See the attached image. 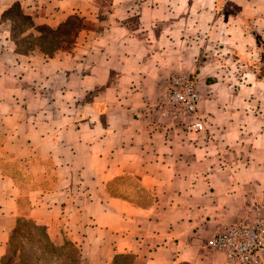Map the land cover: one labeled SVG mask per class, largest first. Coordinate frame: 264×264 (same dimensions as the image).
Segmentation results:
<instances>
[{
    "label": "crops",
    "instance_id": "crops-1",
    "mask_svg": "<svg viewBox=\"0 0 264 264\" xmlns=\"http://www.w3.org/2000/svg\"><path fill=\"white\" fill-rule=\"evenodd\" d=\"M12 2L82 25L40 56L59 64L44 88L0 104V264L21 218L84 264H223L207 240L264 220V0ZM178 71L197 79V134L157 108Z\"/></svg>",
    "mask_w": 264,
    "mask_h": 264
},
{
    "label": "rangeland",
    "instance_id": "rangeland-1",
    "mask_svg": "<svg viewBox=\"0 0 264 264\" xmlns=\"http://www.w3.org/2000/svg\"><path fill=\"white\" fill-rule=\"evenodd\" d=\"M0 8H2L0 13V104H3L2 109L6 111L11 103L18 98L26 101L27 97H34L27 94L28 88H44V77L59 64L45 67L40 56L42 54L53 55L63 43H70L75 29L82 25V20L78 16H70L61 28L51 30L46 25L37 26L35 19L33 20L29 14L24 13L18 2L11 3V0H0ZM29 58L38 61H30ZM180 72L190 76L199 93L195 74L188 71H178L172 74ZM24 89L25 92H23ZM162 89L164 90L163 85ZM199 96L201 100L200 93ZM183 129L189 134L198 133L188 131L184 125ZM37 234L32 226L26 223L12 241L13 247L10 256L14 255L17 261L18 255L28 252L32 257L33 264H45L40 261L42 254L36 241L29 237L30 235L36 237ZM62 244L64 242L55 245ZM38 258V262L35 263ZM81 262L84 264L82 259ZM118 264H134V258L123 257L118 261Z\"/></svg>",
    "mask_w": 264,
    "mask_h": 264
},
{
    "label": "built area",
    "instance_id": "built-area-1",
    "mask_svg": "<svg viewBox=\"0 0 264 264\" xmlns=\"http://www.w3.org/2000/svg\"><path fill=\"white\" fill-rule=\"evenodd\" d=\"M157 107L167 119L180 122L190 132H201L199 93L186 73H174L163 82ZM193 119H189V118ZM207 246L224 255L223 264H264V220L241 218L207 240Z\"/></svg>",
    "mask_w": 264,
    "mask_h": 264
},
{
    "label": "trees",
    "instance_id": "trees-1",
    "mask_svg": "<svg viewBox=\"0 0 264 264\" xmlns=\"http://www.w3.org/2000/svg\"><path fill=\"white\" fill-rule=\"evenodd\" d=\"M29 224L32 226L33 230L38 233L36 237L30 235L29 237L34 238L36 241V245L38 246L39 250L41 251V258L45 264H81V257L77 247L70 243L64 242L62 245H55L47 236L44 228L40 225L35 224L30 219L21 218L17 222V225L13 229L8 244L6 253L1 258V264H33L32 257L28 252L22 253L17 256V261L15 260V256L11 255L10 252L13 247L12 241L14 240L15 236L22 230L25 224ZM123 257H130L131 259L134 258L132 254H118L113 258L111 264H118V261ZM39 258L35 263H37Z\"/></svg>",
    "mask_w": 264,
    "mask_h": 264
}]
</instances>
